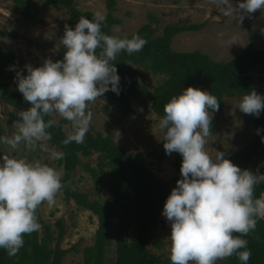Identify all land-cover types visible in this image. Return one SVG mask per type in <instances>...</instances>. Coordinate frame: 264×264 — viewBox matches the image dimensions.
Instances as JSON below:
<instances>
[{
	"label": "clouds",
	"instance_id": "9594fccd",
	"mask_svg": "<svg viewBox=\"0 0 264 264\" xmlns=\"http://www.w3.org/2000/svg\"><path fill=\"white\" fill-rule=\"evenodd\" d=\"M223 16H245L264 10V0H239L235 9L230 0H211ZM106 16L97 11L91 19L81 16L75 27L65 32L53 51L65 49L62 59L51 57L40 66L26 64L27 75L16 71L17 89L30 107L17 113L16 131L0 136V145L19 150L21 145L49 153L50 160H61L63 152L51 149L49 131L58 120L70 123L64 145L83 143L93 113L89 104L109 90L120 94L117 55L141 51L147 41L138 34L131 38L105 34ZM238 37L231 38V45ZM99 49V52L97 50ZM10 70H15L14 66ZM220 101L209 91L189 86L164 105L159 121L165 130L166 154L182 156L181 179L168 196L162 215L171 223V264H216L235 255L248 264L252 252L242 237L254 231L264 219V193L255 197V187L264 184L259 167L241 169L225 153L215 158L205 150L212 133V117ZM246 115L259 117L264 96L252 90L238 104ZM47 118V119H46ZM260 129H257L259 134ZM264 142V137L261 138ZM63 174L39 160L16 158L0 153V248L14 257L23 247L24 236L41 229L36 210L42 203L54 206L56 195L65 187ZM236 234V235H234ZM243 249V250H241Z\"/></svg>",
	"mask_w": 264,
	"mask_h": 264
},
{
	"label": "trees",
	"instance_id": "16d2710c",
	"mask_svg": "<svg viewBox=\"0 0 264 264\" xmlns=\"http://www.w3.org/2000/svg\"><path fill=\"white\" fill-rule=\"evenodd\" d=\"M14 3L13 10L21 14L27 21H36L40 12L31 5L32 0H6ZM47 5L61 9H70L67 25L75 27L79 17H93L91 11H81L76 7V0H45ZM116 1L108 0V13L102 31L108 35L121 38H131L138 34L147 43L143 49L132 55L126 51L117 55L115 66L120 76V94L111 91L110 97L125 114H137L132 105V96L140 94L151 101V108L159 120L164 115V105L174 95H179L189 86L201 85L215 95L220 101L219 110L212 117V133H216L222 112L225 108V96L235 97L255 90L261 94L258 83L254 80L251 71L257 66H264V49L254 47L253 41L259 31L251 29V42L242 53L228 61H216L201 50L176 51L172 47L173 38L182 32L197 31L206 23L169 24L158 35V27L151 23L142 25L135 32L123 36L113 30V25L121 19L113 13ZM156 22L158 18H154ZM3 36L6 31H0ZM260 36V34H259ZM65 49L61 48L55 60L63 58ZM99 52V49L97 50ZM12 50L4 42L0 44V99L13 107L18 113L30 107L25 101L17 86L8 80L5 64L11 62ZM145 71L154 75L164 76L156 87L151 88ZM90 110V108H89ZM18 116H15V118ZM47 119V118H46ZM251 131L254 135L246 146L232 149L226 158L241 169H251L264 173V110L259 117L250 115ZM64 122H67L64 120ZM257 129H260L257 134ZM52 139L48 142L50 148L55 147L64 153L58 160L62 168V189L65 199H74L75 202L90 210L98 219L93 245L83 249L85 264H108L107 252L113 245L111 233L115 231L118 240L115 244V258L111 264H171L169 257L154 253L148 243L155 237V230L167 225L166 218L161 214L164 204L177 180L181 179L182 156L174 152V175L170 181L161 179L149 168L160 162L163 154L156 150L148 153L145 160L140 153L131 152L127 147L119 145L112 134L88 131L84 142H75L64 145L67 132L62 124H56L49 129ZM165 133V130H164ZM98 153L97 162H83L82 156L88 157ZM83 166L90 174L97 189L104 188L108 193V200L92 198L88 192L81 191L75 182L74 176L77 166ZM264 193V184L255 187L254 195L259 197ZM38 222L43 230L24 236V245L14 257H9L7 251L0 248V264H62L63 257L70 251L61 248L60 242L65 234L62 220L56 224L57 232L50 223H45L37 214ZM134 229L131 231V229ZM247 248L252 256L248 264H264V219L257 220L256 229L247 236ZM55 241H57L55 243ZM54 244V245H53ZM157 247L163 244L160 240L154 241ZM75 249V248H73ZM243 250V249H241ZM222 264H241L233 255Z\"/></svg>",
	"mask_w": 264,
	"mask_h": 264
},
{
	"label": "rangeland",
	"instance_id": "374dc122",
	"mask_svg": "<svg viewBox=\"0 0 264 264\" xmlns=\"http://www.w3.org/2000/svg\"><path fill=\"white\" fill-rule=\"evenodd\" d=\"M116 1L114 15L121 22L113 25L117 34L126 36L135 32L142 25L151 23L158 27L157 34L163 32V28L169 24H193L206 23L197 31L182 32L176 35L172 41V47L176 51L201 50L216 61H228L235 55L242 53L244 48L251 42V29L259 31L253 41L254 47L264 49V10L257 11L250 17L245 16L242 23L237 19V13L233 11L230 16H223L211 0H114ZM239 0H230L233 8ZM31 5L40 12L36 21H27L21 14L13 10L14 3L0 0V31H6L8 35L0 34V44L4 42L13 53L11 62L5 64L8 80L17 86L15 79L16 71H22L27 75L26 64L40 66L44 60L51 57L53 61L60 53L54 52V45L64 35L65 25L68 23L70 9H61L47 5L45 0H32ZM76 7L81 11H100L107 15L108 0H76ZM154 18H158L156 22ZM238 37L237 43L231 45V38ZM14 66L15 70H10ZM254 80L258 83L261 95L264 96V66H257L251 71ZM148 84L151 88L156 87L164 79V76L154 75L145 71ZM201 90H207L205 86L195 85ZM111 90L104 93L103 97L97 98L89 104L93 113L90 124V132H102L104 135L112 134L119 145L127 147L131 152L140 153L145 160L148 153L156 150L163 154L160 162L149 166L150 170L161 179L170 181L174 175V153L166 154L164 149V130L159 126V118L151 108V101L144 95L132 96V105L137 109V114H125L118 105L111 100ZM240 96L226 97L225 108L222 112L220 123L216 133H211L206 139L205 150L215 158L217 151L229 155L230 150L240 149L246 146L254 135L251 131L250 115L240 111L238 104ZM13 107L0 99V136L12 135L16 131L15 124L18 120ZM57 124H62L65 131L70 132L71 125L57 118ZM59 151L55 147H52ZM7 152L16 158H25L28 161L39 160L47 163L62 173L58 166V160H50L49 153L41 151L39 146L35 149L21 145L19 150H11L0 145V153ZM60 152V151H59ZM98 153L92 156H82L83 162L93 165L97 162ZM77 187L81 191L88 192L90 196L102 201L108 200L107 190L97 189L90 174L79 165L74 176ZM54 206L42 203L37 211L38 216L45 222L50 223L52 229L58 230L57 222L62 220L65 226V234L60 242L61 248L69 249L63 257L62 264H85L83 249L93 245L95 233L98 227L97 217L90 211L79 206L74 199H65L61 190L56 195ZM161 214L163 209L160 211ZM167 220V219H166ZM41 224V223H40ZM134 227L131 229V231ZM41 231L43 225L41 224ZM171 223L167 221L164 228L155 230V237L150 240L148 246L151 250L163 257L170 258L171 249ZM236 235V234H234ZM113 245L108 249L107 261L111 264L116 256L115 244L118 235L111 233ZM160 240L161 247H157L154 241ZM57 241H55L56 243ZM54 245V244H53ZM75 248V249H73ZM219 260L216 264H222Z\"/></svg>",
	"mask_w": 264,
	"mask_h": 264
},
{
	"label": "crops",
	"instance_id": "0c3cea01",
	"mask_svg": "<svg viewBox=\"0 0 264 264\" xmlns=\"http://www.w3.org/2000/svg\"><path fill=\"white\" fill-rule=\"evenodd\" d=\"M12 2V1H11Z\"/></svg>",
	"mask_w": 264,
	"mask_h": 264
}]
</instances>
